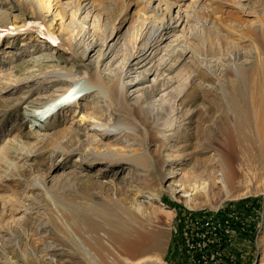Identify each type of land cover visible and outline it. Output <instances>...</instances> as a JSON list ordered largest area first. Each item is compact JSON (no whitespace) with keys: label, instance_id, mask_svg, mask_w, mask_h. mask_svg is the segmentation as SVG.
Masks as SVG:
<instances>
[{"label":"rangeland","instance_id":"rangeland-1","mask_svg":"<svg viewBox=\"0 0 264 264\" xmlns=\"http://www.w3.org/2000/svg\"><path fill=\"white\" fill-rule=\"evenodd\" d=\"M148 3L149 0H0V73L9 68L19 78L17 85L6 91L0 89V264H53L56 259L57 264H91L81 240L91 253L103 252L96 243L90 247L92 235L103 231L92 232L84 226L77 234L73 230L65 233V227L58 223L64 221L63 216L51 209L55 206L52 196H60L75 206H93L87 218L103 225V216L110 215L138 229L159 233V248L136 244L128 255L117 248L130 260H161L151 264H188L189 247L183 246L178 233L180 219L213 213L221 216L236 210L249 213V239L233 247L237 261L234 259L232 264L264 262V255L259 257L257 251L259 238L264 244V113L257 120L241 117L238 121L229 113L221 86L234 77L227 73L214 49L203 48L205 38L208 44L224 41L228 46L240 40L244 51L238 62L249 64L253 60L252 43L249 38L239 37L248 32L262 38L252 25L264 20V0H200L196 10L192 0H179L182 11L190 14L189 23L184 25L175 18L165 25L162 40L145 53L146 60L136 64V60L126 62L122 52L105 54L107 43L115 41L130 25L129 15ZM156 3L151 0L148 6L153 9ZM79 4L80 10L76 9ZM88 10L92 20L97 12L101 17L93 25L90 20L82 26L77 18ZM94 25H105L108 38L87 34ZM72 67L97 70L110 77L123 72L128 104L141 107L144 119L155 130L147 143L117 132L101 150L130 153L137 147L149 165L128 159L112 164L90 158L80 161L78 154L66 153L58 146L68 140L70 129L81 123L84 108L97 110L101 105L108 110L110 106L104 92L95 91L85 78L67 74ZM262 68L264 72V65ZM50 70L54 73H48ZM58 74L63 80L53 82ZM44 79L48 87L37 97L38 87L45 86ZM252 82L251 77L248 94L255 102L258 95ZM77 83L78 88L67 96L68 104L62 105L73 104L70 100L79 91L83 95L88 92L75 112L73 108L60 110L57 119L52 118L56 112L48 116L38 112L40 118L32 116L41 109L36 103L27 106L32 98L39 102ZM258 100L252 109L264 112V102ZM167 135L171 136L165 138ZM161 140L162 155L178 169L172 177L165 173L163 176L167 170L157 165L155 149ZM220 157L227 164L226 173L234 177L232 187L222 183ZM29 167L35 173L29 172ZM204 168L216 176L217 182L212 193L192 195L190 207L174 190H179L181 184L189 189L196 179L195 171ZM20 172L29 180L23 179ZM37 176L44 179L47 190L30 186ZM147 189L158 191V197ZM227 190L234 196L227 197ZM239 193L243 195H236ZM115 197L117 201L112 199ZM152 202L157 212L150 209ZM107 248L116 250L108 244Z\"/></svg>","mask_w":264,"mask_h":264},{"label":"bare ground","instance_id":"bare-ground-1","mask_svg":"<svg viewBox=\"0 0 264 264\" xmlns=\"http://www.w3.org/2000/svg\"><path fill=\"white\" fill-rule=\"evenodd\" d=\"M178 1L157 0V3L153 7V9L148 6L151 0H149V3L147 5H140L136 12L129 15L131 20L130 25L128 26L126 31L123 34L119 35L115 41L107 43V51L105 52V54L107 52H113L115 53V55H117L122 52L126 56V62L136 60V64L140 63L143 60H146L148 56H146L145 53L151 48L152 50H154V48L157 47L156 44L162 40L165 25H167L169 22L171 23V21L175 18L176 22H179L181 20V23H183L184 25L189 23V20L191 19L190 14L187 11H182L180 3H177ZM192 1L194 10H196L197 4H199L200 0ZM138 4L139 3H136L137 6ZM77 7L76 9L80 10L81 4H79ZM175 8H177L176 11ZM38 13L41 14V11H38ZM96 15L92 20L90 17L91 11L88 10L85 15H80L77 19L81 22L82 26L89 23L90 20H92L93 25L96 21H99L97 19H100L101 17V14H99V12H97ZM72 21L74 22L73 19ZM252 26V28L256 29L259 35H261L259 37L262 38L259 39L256 36H251V34H249L248 32H245V34L242 35L239 34L242 37H239V39L245 40L249 38L252 43L253 60L249 62V64L238 62V59L241 55V51H244V47H241L242 45L240 46V40L239 42H232L231 44L229 42L230 46H228V42L225 43L224 41H222V43L219 42V44L216 45L212 42L208 44L206 43V40L208 38H205V41L203 42V48L205 46V48L210 49V51L214 49V52L220 55V62L222 61L221 63L226 65L227 73L234 77L233 79L230 78L231 80H229L228 84L226 83V86H221V89L226 94L225 98L227 109L229 113H231L237 119V121L241 117L257 120L261 117V114L264 113L252 109L254 106L257 105V102L259 101L258 99L264 102V72L262 68L264 65V20L260 22L258 21L255 25ZM203 28L206 29V32H208V27L206 23H203ZM48 29L46 31H48ZM86 33H91L94 36H101L103 39H107L109 36L105 25L104 28L100 27V25H94L92 29H88ZM216 49L219 50V52H216ZM8 69H5L0 73L1 91H6L14 84L17 85V83L19 82V78L16 77V75H14L13 73L14 71L12 72ZM51 72L54 73L53 70H50L48 73ZM67 74L72 76H79L83 79L85 78L87 84L95 88V91L100 90L104 92L106 101L109 102L110 106L108 110L104 109V107H102L101 105L98 106L97 110H89L87 108H84L81 123L77 125V127H75L74 129H70L68 140L66 142H60L58 146L61 147L66 153L78 154V159L80 161H87V159L90 158L92 160L96 159L98 161H106L112 164L121 159H128V161H131L138 165H149L150 163L146 159V155L141 152L140 149L138 150L137 147L134 148L133 151L130 153L118 152L117 149H112L107 153L101 150L102 146L106 144L105 141L111 140L117 132H125V135L128 137L137 136L138 141L140 143H147L148 141L151 142V134L155 130V128L149 125L144 119L143 110L141 107L133 108L128 104V98L126 95L127 88L123 82V72H120L116 77H110L101 74L97 70L89 72L86 70L74 69L72 67L68 68ZM61 76V74H58L57 77L53 79V82L57 80L62 81L63 77ZM251 77L253 80V90L255 89V93L258 95L255 102L253 101V99L250 98L248 94L250 89L249 86H251V84L249 85ZM42 81L44 82L43 85L45 86L38 87L39 90L37 91V97L38 95L43 94L42 91L46 89L49 84L48 81H46L45 79ZM86 82L83 84L87 85ZM78 84L79 83H77L75 86H68L56 96L49 97L48 99L41 100L39 102L37 101V98V100L32 98V100L30 101V103L27 104V106L29 107L31 106V103H36L38 108L41 107V109L39 111H36V113L40 112L42 116L43 114L48 116L51 111L56 108L57 103L59 101L57 99L59 95H62L64 92L70 93V91L76 90L78 88ZM88 95V92L85 93L83 97L81 96L78 99V101L73 102V104L71 105L64 106L60 110L67 112V110L73 108V111L75 112L79 106H82L81 100H85V97H87ZM60 110L53 115L51 114L52 118L57 119L59 117ZM24 114L27 113L24 112ZM178 131L179 130L177 129L176 132L178 133ZM53 136L56 137L55 135ZM170 136L171 135H167L165 136V138H169ZM110 144L112 145V143ZM162 149L163 144L161 140V143L158 144L157 148L155 149V152L158 153L157 165H160V167L164 168L165 171L167 170V172L162 173L163 176L165 173L168 174V177H172L177 174L178 169L175 165H169L168 160L165 159L162 155ZM206 162L211 161L208 160ZM167 165L168 167H166ZM219 165H221L220 173L222 177V183H227L230 187H232L234 184V177L230 175L229 172L226 173L227 169L225 165L227 164L223 157H220ZM29 168L30 169H27L30 170L29 172L35 173L34 168ZM20 176L23 179H26L27 181L29 180V178L22 172H20ZM163 176L161 182L164 180ZM195 177L196 179L193 181V185L189 189L185 188V186L181 184L180 189L177 191L182 192H177L176 190H174L175 193H181V199H183V202H185V204L190 207H192V195L201 193H212V191L214 190V185L217 182L216 176L212 175V172L207 170L206 168H204L201 172L195 171ZM240 182L241 181H238V184H240ZM110 183H112V180H110ZM247 183L249 184L250 182L247 181ZM30 186L33 189H46V183L44 179L38 176L36 181H32ZM147 190L148 191L146 192H150V194H153L158 197V191H155L153 189ZM225 195L227 197H232L234 196V193L227 190ZM236 195L241 196L243 195V193H239ZM49 197H51V195ZM108 198H110V196ZM52 199L54 200L55 206L51 209L55 214L59 215L60 217L61 215L63 216L62 219H64L65 222L63 220L62 222L59 220L58 223L63 228L65 227V233L69 234L68 231L73 230L77 234V232L79 230H82L84 226L88 230H94L92 232H98L100 230L103 231L101 235H92L93 241L92 244H90V247H94V243H96L97 246L102 247V253H91L87 245L80 239L84 247V252L87 257L86 259H89V262L91 264H151L161 262L159 258H144L140 260H130L127 257H123L121 252L117 249L119 248L127 252L125 254L128 255L132 247L136 244H140L145 248H159V233L151 232L147 229H138L127 222L120 221L119 219H114V217H110V215L103 216V221L105 222L104 224L108 226V228H104L105 225L98 223V221L89 220V218H87V216L93 211V206L91 208H86L81 205H71L63 201L60 196H52ZM112 199L114 201L118 200L117 197ZM150 209L153 212L158 211L154 207L153 202L151 203ZM253 220L254 219L252 217L250 222H252ZM250 226L251 223H249L248 227L250 228ZM107 244L116 250H109L107 248ZM257 251L259 253V257H262L264 255V244L260 240V238ZM53 264H57V259L53 262ZM260 264H264V262L261 261Z\"/></svg>","mask_w":264,"mask_h":264},{"label":"built area","instance_id":"built-area-1","mask_svg":"<svg viewBox=\"0 0 264 264\" xmlns=\"http://www.w3.org/2000/svg\"><path fill=\"white\" fill-rule=\"evenodd\" d=\"M236 211L221 216L213 213L180 219L178 233L183 246L189 247L188 264H232L234 259L237 261L233 247L240 240L248 241L246 232L250 214Z\"/></svg>","mask_w":264,"mask_h":264}]
</instances>
